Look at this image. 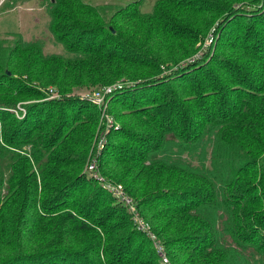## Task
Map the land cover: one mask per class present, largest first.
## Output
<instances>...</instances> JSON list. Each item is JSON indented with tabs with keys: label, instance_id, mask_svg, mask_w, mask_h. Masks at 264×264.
Returning a JSON list of instances; mask_svg holds the SVG:
<instances>
[{
	"label": "trees",
	"instance_id": "trees-1",
	"mask_svg": "<svg viewBox=\"0 0 264 264\" xmlns=\"http://www.w3.org/2000/svg\"><path fill=\"white\" fill-rule=\"evenodd\" d=\"M231 1L159 0L148 14L121 8L112 17L114 28L98 29L91 26L101 21L93 6L51 0L49 27L71 39L73 57H46L30 44L15 64L23 62L32 75L37 64L38 81L61 92L141 79L139 72L159 71L194 53ZM254 22L227 42L234 51L229 58L200 68L204 81L181 83L189 75L178 69L166 100L141 111L145 122L137 124L146 129L148 116L153 126L137 135L116 133L130 144L103 152L101 168L125 184L172 264H264V17L257 29ZM188 88L201 95L186 112L179 99ZM4 92L40 95L28 80L0 68ZM49 101L40 110L45 118L31 127H25L27 118L12 123L9 111L0 115V264H161L127 207L113 196V208L98 213L106 191L75 172L87 150V140L77 135H90L89 120L75 107L79 100ZM25 144L32 158L21 150ZM66 147L72 160L59 156Z\"/></svg>",
	"mask_w": 264,
	"mask_h": 264
},
{
	"label": "rangeland",
	"instance_id": "rangeland-1",
	"mask_svg": "<svg viewBox=\"0 0 264 264\" xmlns=\"http://www.w3.org/2000/svg\"><path fill=\"white\" fill-rule=\"evenodd\" d=\"M80 1L93 6L100 14L101 21L91 24V26L93 25V27L98 29L102 27L109 29L114 28L112 17L117 10L124 8L132 11L137 8L142 14H148L153 10L154 4L159 0ZM50 2L51 0H0V68L9 73L12 72L13 76L28 80L30 86L36 90V94L37 91L38 94H40L17 95L10 92L0 93V115L5 111H9L11 113L9 118L12 123L27 118L25 127H31L34 121L39 117L44 119L46 116L45 113L43 117L40 115L41 108L45 106L42 102H50L49 100L78 99V104L75 105V107L83 117L82 119H86V121L84 120L85 122L89 120L87 127L90 130V135H77L76 139L82 138L87 140L86 143L82 142V146L87 148V150L85 159H83L82 164L76 168L75 172H78L79 175H88L92 177V186L106 191L103 201L107 202L101 204L102 207L99 208L98 213L106 212L113 208L114 203L111 202L113 194L103 188L104 182L123 184L124 187L125 184L123 182H118L114 177L107 176L108 174L101 168L103 152H109L111 146L130 144L129 141L119 139L116 135H130L135 134V132L144 133L146 129L150 128V125L153 126L148 116L146 129L145 127L141 128L137 124L138 121L145 122L144 114H142L141 111L150 110L166 100V93L169 87L176 86L177 84L174 83L171 78L178 69V71L184 69L189 75V78L183 79V81L180 80L181 83L188 81L190 78H192L191 83L194 81L197 82L200 79L204 81L205 75L202 71L203 68L214 67V62L217 57L229 58L234 51L226 47L227 42L235 41L237 35L239 37L243 36L248 29L251 19L255 18V22L251 25L255 26L256 29L259 28L258 23L264 17V0H257L249 4L238 3L239 1L232 0L230 5L231 8L226 13L224 12V14H218V21L212 25L202 41L196 44L194 53L180 59L175 64H163L159 71L144 70L139 72L138 76L142 77L141 79L131 80L123 77L107 85H96L83 89L74 88L71 91L67 90L62 92L56 85L43 84L38 81L36 75L40 74L42 71L37 64L34 63L35 75H32V71L27 73L29 68H26L23 62L15 64L16 56L24 50L26 45L30 44L38 45V52L40 51L41 54L46 57L54 54L73 57V54L69 52L71 39H60L59 35L54 33L49 27L51 21ZM238 26H241L240 33L237 31ZM240 53L239 51L236 54ZM13 66L18 68L20 72L14 74ZM201 67L203 68L200 69ZM187 68L188 70H186ZM5 82L6 84H12L11 81ZM238 87V85H235L232 86V89ZM241 88L246 91L245 87L241 86ZM199 92L200 89L192 91L191 88H188V90H184V95L181 96L179 100L181 106L184 105L183 108L186 112L187 110L191 111L193 109L194 103H192L191 100L195 97H200L201 94ZM158 95H162V97L156 102L155 98ZM135 101L136 107H133ZM33 106H36V109L33 111L31 110L33 114H29V109L30 107L33 108ZM96 110H98V112ZM136 111L140 112L137 113ZM2 125L3 122L1 120L0 127H2ZM50 128L54 129L53 127ZM2 135L3 132L1 131V142ZM173 135L174 132H170L168 138H171ZM12 149L14 150V148ZM21 150L26 153L29 158H32V147L30 144H25ZM58 153L60 157L69 154L70 160L73 159L72 152L68 147H66L63 152ZM193 163L196 165L199 164V159L194 158ZM93 164L95 165V169L91 168ZM207 165L210 166L209 160ZM252 180L254 179H250V181ZM66 210L71 211V209ZM132 221L134 223L133 218ZM259 242H261L260 236L258 237V243ZM78 246L81 247V245ZM67 248L76 250L77 247ZM146 256L153 257L151 253H148Z\"/></svg>",
	"mask_w": 264,
	"mask_h": 264
},
{
	"label": "built area",
	"instance_id": "built-area-1",
	"mask_svg": "<svg viewBox=\"0 0 264 264\" xmlns=\"http://www.w3.org/2000/svg\"><path fill=\"white\" fill-rule=\"evenodd\" d=\"M91 168L95 169V165L93 164ZM103 185V188L107 189L108 192L113 194V196L127 207L137 229L143 232L151 240L161 264H172L164 241L154 232L150 223L142 216L136 200L126 191L123 184H114L106 181Z\"/></svg>",
	"mask_w": 264,
	"mask_h": 264
}]
</instances>
